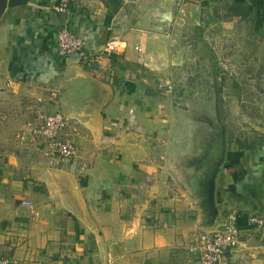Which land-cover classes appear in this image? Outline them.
<instances>
[{"label": "crops", "instance_id": "0c3cea01", "mask_svg": "<svg viewBox=\"0 0 264 264\" xmlns=\"http://www.w3.org/2000/svg\"><path fill=\"white\" fill-rule=\"evenodd\" d=\"M175 1L67 0L66 12L56 13L57 0H0V99L8 95L35 114L59 110L78 148L72 163L39 172L11 153L0 160V256L12 264H192L195 235L230 214L238 237L226 264H264V225L246 223L250 215L264 220L258 165H243L233 148L225 153L211 222L202 208L206 173L195 161V133L158 93L173 56L159 34L164 16L168 25L203 28L198 22L211 15L226 11L237 20L248 9L263 10L264 0H202L197 12ZM59 30L79 37L83 53L112 38L124 49L90 63L77 53L59 56Z\"/></svg>", "mask_w": 264, "mask_h": 264}, {"label": "rangeland", "instance_id": "374dc122", "mask_svg": "<svg viewBox=\"0 0 264 264\" xmlns=\"http://www.w3.org/2000/svg\"><path fill=\"white\" fill-rule=\"evenodd\" d=\"M194 2L176 0L175 6H194ZM230 13L211 15L204 25L198 22L203 28L192 24L178 27L174 21L168 25L165 16L162 18L159 34L172 44L173 56L165 68L161 63L167 75L158 93L178 108L179 123L187 120L193 129L195 161L205 173L216 160L223 140L224 155L218 170L225 153L230 154L233 148L243 165H258L259 173L264 175V9H248L237 20H232ZM181 43L184 52L178 50ZM20 103L14 104L8 95L0 99V160L6 163L11 153L22 167L26 163L39 172L46 161L28 134L36 108ZM236 142L243 148L238 149ZM77 152L78 148L68 164L76 159ZM231 215L223 223L233 222L237 227V215ZM1 257L12 264L9 257Z\"/></svg>", "mask_w": 264, "mask_h": 264}, {"label": "built area", "instance_id": "2783aa9c", "mask_svg": "<svg viewBox=\"0 0 264 264\" xmlns=\"http://www.w3.org/2000/svg\"><path fill=\"white\" fill-rule=\"evenodd\" d=\"M198 0L194 4V11H199ZM67 0H57L53 10L56 13H65ZM56 52L59 56H68L77 53L83 62L90 63L96 59V55H115L124 49V43L118 38H112L104 42L98 51L94 53H83L82 40L66 30H59L55 35ZM10 86L9 80L4 83V87ZM28 126L31 141L35 142L33 147L48 166H53L57 162L73 158L76 150L74 142L66 136L70 128L69 120L59 111L36 113L35 121ZM30 207V204H26ZM34 217V214L29 216ZM233 221V220H232ZM246 223L258 228L264 225L261 217L250 215ZM237 227L230 222L220 223L210 231L201 232L195 235L193 242L188 247V252L194 256L192 264H226L227 252L235 246L238 237ZM0 264H11L0 256Z\"/></svg>", "mask_w": 264, "mask_h": 264}, {"label": "water", "instance_id": "95a60500", "mask_svg": "<svg viewBox=\"0 0 264 264\" xmlns=\"http://www.w3.org/2000/svg\"><path fill=\"white\" fill-rule=\"evenodd\" d=\"M1 9V7H0ZM224 141L222 140L219 154L216 156V160L212 163V166L206 172V179L203 184V190L201 193L202 208L205 210L207 217L212 222L217 214L214 206V180L218 171V165L223 161L224 155Z\"/></svg>", "mask_w": 264, "mask_h": 264}, {"label": "trees", "instance_id": "16d2710c", "mask_svg": "<svg viewBox=\"0 0 264 264\" xmlns=\"http://www.w3.org/2000/svg\"><path fill=\"white\" fill-rule=\"evenodd\" d=\"M236 145H237L238 149H242L243 148V146H242V144L240 142H236Z\"/></svg>", "mask_w": 264, "mask_h": 264}]
</instances>
